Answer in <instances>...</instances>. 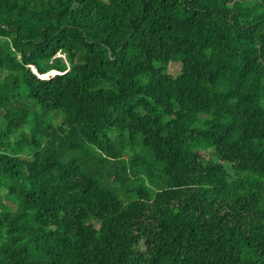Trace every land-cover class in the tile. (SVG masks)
I'll list each match as a JSON object with an SVG mask.
<instances>
[{
	"label": "trees",
	"instance_id": "obj_1",
	"mask_svg": "<svg viewBox=\"0 0 264 264\" xmlns=\"http://www.w3.org/2000/svg\"><path fill=\"white\" fill-rule=\"evenodd\" d=\"M0 264H264V0H0Z\"/></svg>",
	"mask_w": 264,
	"mask_h": 264
},
{
	"label": "rangeland",
	"instance_id": "obj_2",
	"mask_svg": "<svg viewBox=\"0 0 264 264\" xmlns=\"http://www.w3.org/2000/svg\"><path fill=\"white\" fill-rule=\"evenodd\" d=\"M171 70H174V68H171Z\"/></svg>",
	"mask_w": 264,
	"mask_h": 264
}]
</instances>
